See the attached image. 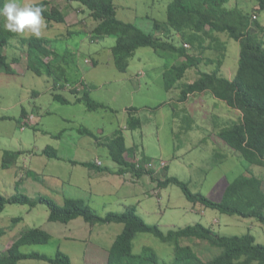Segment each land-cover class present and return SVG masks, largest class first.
Segmentation results:
<instances>
[{
	"label": "rangeland",
	"instance_id": "obj_1",
	"mask_svg": "<svg viewBox=\"0 0 264 264\" xmlns=\"http://www.w3.org/2000/svg\"><path fill=\"white\" fill-rule=\"evenodd\" d=\"M40 1L42 0H21L25 4ZM54 2L63 7V10L65 8L69 17L66 24H49L44 19L45 25L39 36L45 42L47 38L54 39L47 47L52 54L45 58V61L53 62L52 76L46 72L43 76H38L29 69L28 50L23 41L34 36L17 34L7 48H0V54L9 57L14 69L8 73L6 69L0 68L1 194L11 197L22 193L33 199L47 196L61 205L70 198L91 200L89 205L98 214L105 216V209L111 204L116 206L124 193L93 196L91 199L86 192L95 191L96 187H90L93 182L87 176L85 168H73L60 159L41 155V152L52 147L59 150V155L78 159L99 157L106 164L111 161L106 144L120 130L125 133L129 147L137 145L142 153L152 158L153 163L149 167H162L163 161L167 162L170 166L169 177L188 183L192 192L201 193L213 201L222 200L229 184L241 176L250 174L264 180L263 167L248 163L222 143L216 144L219 140L216 133L238 121V111L216 99L211 93L192 97L187 103L179 102L183 84L191 83L200 71H210L217 65L203 64L200 69L189 70L176 88L167 91L165 72L168 65L173 64L172 60L163 59L152 48H140L131 59L127 72L123 73L117 69L111 53L117 38L110 36L94 41L92 35L98 23L79 0H53L52 3ZM115 2L117 17L121 21L133 23L146 33H153L156 21L167 20L171 0ZM227 7L239 9L252 18L257 15L258 19L253 22L264 27V10L256 0H229ZM254 30L259 31L256 27ZM70 32L73 34H69ZM155 33L157 36L161 35L157 30ZM220 37L227 46L224 68L229 67L228 73L233 71L237 74L241 45L226 34H221ZM175 41L182 42L180 37H175ZM219 43H214L216 49L207 51L205 58L215 61L221 58L225 51L218 48ZM190 48L189 46L188 49ZM84 82L92 87L91 98L105 104L108 109L90 111L85 104L76 102L77 96L72 93L70 86ZM60 85L64 87L61 88ZM56 86L59 87L57 93L70 100L71 104L65 105L54 99L52 93L58 88ZM132 107L139 109L137 118L143 125L141 130L134 133L127 129L128 110ZM24 110L32 116L33 124L22 122ZM192 120L195 122L193 125ZM214 126L216 131L213 130ZM82 128L92 131L95 138L80 133ZM6 151L24 152L17 165L9 170L2 167ZM33 171L37 175L29 176ZM146 181L144 187L148 190L152 184L149 179ZM156 186L149 189L150 195L159 202L165 196V201H162L163 213L160 216L142 214L148 224L159 225L165 232L197 223L206 224L202 213L204 208L189 202L178 186L171 185L166 189H159L158 183ZM130 198L128 202L133 205L139 199L138 193ZM111 208V212H123L126 209ZM210 211L214 213L215 210ZM18 218L23 221L14 222ZM223 219L233 225L217 227L220 234L242 236L249 232L248 223L243 222V228H237L234 221L238 218L223 216ZM35 228L50 233L52 239L46 245L24 247L23 252L27 254L39 253L55 257L62 251L70 256L73 264H108L110 247L123 231V224L92 226L82 218L69 224L51 222L49 210L44 205L35 209L8 205L0 217V231L5 232L0 238V254L25 232ZM261 228L264 234V225ZM259 240L264 244V236L259 237ZM182 244L192 246L204 262L214 259L222 252L202 240L184 239ZM148 247L157 252L159 264H178L171 244L163 243L151 234H139L134 242V253L141 254ZM19 264L50 263L23 260Z\"/></svg>",
	"mask_w": 264,
	"mask_h": 264
},
{
	"label": "trees",
	"instance_id": "obj_2",
	"mask_svg": "<svg viewBox=\"0 0 264 264\" xmlns=\"http://www.w3.org/2000/svg\"><path fill=\"white\" fill-rule=\"evenodd\" d=\"M79 1L98 23L92 35L94 41L110 36L117 38L112 54L117 69L123 73L129 69L130 61L135 57L137 50L147 47L154 49L163 59L172 60L173 64H169L165 72L167 91L176 88L189 70L200 69L203 64L206 66L216 64L214 71H200L193 83L183 84L179 101L187 102L191 96L211 93L216 99L238 111L239 120L226 128L219 129L216 133L219 139L216 144L222 143L224 147L232 149L248 163L264 168V27L258 22L254 23L251 15L239 9H229L227 7L229 0H171L168 5L167 20L156 21L154 24L155 31L161 32V35L157 36L155 31L146 33L133 23L121 21L117 17L115 0ZM256 1L264 10V0ZM34 5L42 7L43 18L49 24H66V17L62 10L58 7L51 8L49 1L43 0ZM1 19L0 48H7L17 34L6 31ZM255 27L259 29L258 32L254 30ZM221 34H226L241 45L239 69L232 81L220 75L221 66L227 57V46L222 43ZM175 37H180L182 42L177 43ZM208 40H210L209 44ZM216 41L220 42L218 48L223 49L225 53L217 61L205 58L207 51L216 49L214 47ZM23 43L28 50L29 69L38 76H43L45 72L52 76L53 62L45 61V58L52 54L49 48L47 49L49 42L34 36L24 39ZM186 44L191 48L188 49ZM0 68L6 69L8 73L14 71L8 56L0 54ZM59 87L63 88L64 85ZM59 87L52 93L54 99L65 105L71 104L70 100L57 93ZM70 87L72 93L77 96L76 102L85 104L90 111L108 109L105 104L91 98L92 87L85 82ZM138 110V108L128 110L127 129L133 132L143 128L141 120L137 118ZM32 120V116L24 110L22 122L33 124ZM79 131L95 138L89 129L82 128ZM106 146L111 160L118 167L115 174L129 175L135 182L149 176L153 182L158 183L159 189H166L171 185L178 186L187 200L194 205H201L227 216L254 219L264 225V180L260 177L249 174L237 178L229 184L222 200L213 201L201 193L192 192L188 183L176 177H169L167 165L159 168L160 170L149 167L153 163L152 158L142 153L137 145L129 147L123 131H117ZM23 154V151H6L2 163L3 169L9 170L16 166ZM41 155L50 159H61L59 150L52 147L46 148ZM73 164L98 169L102 166L92 162H73ZM108 171L111 172L110 169ZM28 175L35 177L37 174L33 171ZM8 205L29 206L31 209L44 205L49 210L51 222L69 224L82 218L92 226L123 224V231L117 236L109 251L108 264H159V256L153 248H145L141 254L134 253V242L139 234H151L161 242L171 244L175 249L178 264L185 262L264 264V244L258 243L251 233L242 236H226L201 223L165 232L159 225L148 224L139 214L137 206H129L123 212H111L103 216L82 199L70 198L61 205L47 196L33 199L22 193L11 197H5L0 193V217ZM21 221H23L22 218L14 219L16 223ZM4 233L0 231V238ZM51 239L52 235L42 229H30L3 254H0V264H19L23 260L73 264L70 256L62 251H59L55 257L23 252L26 246L46 245ZM184 239L206 241L222 252L214 259L204 262L192 246L182 244Z\"/></svg>",
	"mask_w": 264,
	"mask_h": 264
},
{
	"label": "crops",
	"instance_id": "obj_3",
	"mask_svg": "<svg viewBox=\"0 0 264 264\" xmlns=\"http://www.w3.org/2000/svg\"><path fill=\"white\" fill-rule=\"evenodd\" d=\"M47 1L50 2V4H51L50 7L51 8L52 7H58L59 9L62 10L63 14L66 17V23H67V20H68L69 16L65 12V8L63 10V7H61L60 5L56 4L55 2L52 3L53 0H47ZM76 22H78V20H76ZM52 40H54V39L47 38V41L49 42V45L52 42ZM111 53H112V49H111ZM224 63L221 66L220 75L225 77V78H227V79H229V80H231V81L234 80L235 77H236V72L231 71L230 73H228L230 70H228L227 68H229V67L224 68ZM214 70L215 69L213 67V69H211L208 72H212ZM227 75H231V76H227ZM197 78L198 77H196L194 80H192L191 83H193ZM195 96H198V95L191 96L188 101H190L191 98L195 97ZM180 103H182V102H180ZM132 108H135V107H132ZM191 122H193V120ZM194 123L195 122H193L192 125ZM213 130L214 131L217 130L215 126H214ZM132 133H134V132H132ZM60 158H61L60 160L62 162H64L65 164L70 165L73 168L74 167H83V168H85L87 170L86 174L89 177V179L93 182V184L90 185V187L91 188H93V186L96 187L95 191L92 190L89 193L86 192L87 195H89L91 197V199H92L93 196H98V197H100V196H108L111 193L117 194L116 192H118L117 195H119L120 193H124V196L121 197V201L118 204H116V206L111 204V206H108L105 209L107 214L111 213V209H112L111 207H119V209H122V208L125 209V208H127L129 206H137L138 207V212H139V214L141 216H142V214L146 215V216L147 215L151 216L152 214H155V215L157 214L158 216H160V214L163 213L162 201L163 202L165 201V196L159 202L153 196L150 195L151 192H150L149 189L150 188H154V186L156 188L157 186H156V183L153 182V180L149 176H145L144 178H142L141 180L136 181V182L132 181L130 179L129 175L119 176V175L115 174V172L118 170V167L112 160L106 162V164H105V162H103L99 157H97L95 159H91V158L78 159V158H70V157H68L66 155L65 156L60 155ZM97 161L102 163V166L99 165L100 169H98V168H88V167H85V166H82V165L73 164V162H79V163L92 162V163H95L97 165ZM163 163H166V165L169 167V171H170V166L168 165V163L164 162V161H163ZM155 168L159 169L160 166L157 167V165H155ZM108 169H110L111 172H109ZM147 179H149L150 183L152 184V186L148 190L145 189V187H144V184L147 183V181H146ZM71 184L72 183L70 182L69 185H71ZM78 184H80V183L78 182ZM136 193H138L139 199L133 205H130L129 204L130 202H128V200L131 199L130 198L131 196H135ZM139 194H142V195H139ZM162 195H163V192H161V197H162ZM102 198H107V197H102ZM76 199H79V198H76ZM90 201L91 200L86 201V202L89 204ZM120 207H122V208H120ZM195 207L196 206H194L193 209H195ZM202 208H204V209H202L203 210L202 213L205 215L204 219H206V221H207L206 224H204V226H206L208 228H211V229L215 230L216 232L220 233V230L217 229V227H222L223 225H225V226L233 225V223H228L226 221L227 219H223V216L227 217L226 215H223L220 212L213 211V210L212 211L214 213H212L210 211L211 209H208V208H205V207H202ZM118 211H121V210H118ZM215 212H217V213H215ZM228 217L238 218L237 221H234L237 228H243V222L248 223V225H247L248 226L247 229L249 231L248 233H251L252 235H254L256 237V239H257V242L261 243V241L259 240V237H263L264 236L263 230L261 228L263 225L261 223H259L257 220H254V219H242V218H239V217H236V216H234V217L228 216ZM123 229H124V226H123ZM114 242H113V244H114ZM112 245H111L110 249L112 248Z\"/></svg>",
	"mask_w": 264,
	"mask_h": 264
},
{
	"label": "clouds",
	"instance_id": "obj_4",
	"mask_svg": "<svg viewBox=\"0 0 264 264\" xmlns=\"http://www.w3.org/2000/svg\"><path fill=\"white\" fill-rule=\"evenodd\" d=\"M0 18L6 31L18 35L39 37L45 25L42 7L21 0H0Z\"/></svg>",
	"mask_w": 264,
	"mask_h": 264
},
{
	"label": "built area",
	"instance_id": "obj_5",
	"mask_svg": "<svg viewBox=\"0 0 264 264\" xmlns=\"http://www.w3.org/2000/svg\"><path fill=\"white\" fill-rule=\"evenodd\" d=\"M258 19V17H257V15H254V17H253V20H257ZM186 47H189V45H185ZM97 163H98V165H102V163L101 162H99V161H97ZM166 164H164V163H162V167L163 166H165ZM151 167H153V166H151ZM161 166H160V168H162Z\"/></svg>",
	"mask_w": 264,
	"mask_h": 264
}]
</instances>
